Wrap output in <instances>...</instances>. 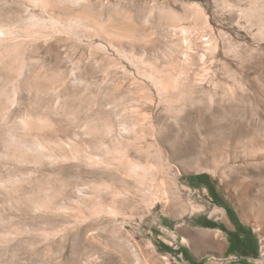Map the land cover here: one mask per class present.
Returning a JSON list of instances; mask_svg holds the SVG:
<instances>
[{
	"label": "rangeland",
	"instance_id": "obj_1",
	"mask_svg": "<svg viewBox=\"0 0 264 264\" xmlns=\"http://www.w3.org/2000/svg\"><path fill=\"white\" fill-rule=\"evenodd\" d=\"M77 1L0 0V264H264V0Z\"/></svg>",
	"mask_w": 264,
	"mask_h": 264
},
{
	"label": "bare ground",
	"instance_id": "obj_2",
	"mask_svg": "<svg viewBox=\"0 0 264 264\" xmlns=\"http://www.w3.org/2000/svg\"><path fill=\"white\" fill-rule=\"evenodd\" d=\"M80 1L81 0H79V2L78 3H80ZM42 23H40V21H35L34 19H32L31 20V27H32V25L34 26V25H36V26H40ZM50 24L53 26V28H55V23H52V22H50ZM55 25V26H54ZM68 25V24H67ZM38 28V27H37ZM40 28V27H39ZM37 30V29H36ZM30 31V30H29ZM38 31H39V29H38ZM184 31H186V29H181V32H184ZM35 32V31H34ZM57 32V31H56ZM32 33V32H31ZM37 33H39V32H37ZM28 34V33H27ZM42 34V33H41ZM31 35V34H30ZM30 35H29V37H30ZM33 36V35H32ZM92 45V44H91ZM106 47V46H105ZM104 49V48H103ZM160 81V80H159ZM157 82V81H156ZM156 84V83H155ZM162 84V83H161ZM163 85V84H162ZM160 86V85H159ZM157 87V86H156ZM159 88V87H158ZM165 91V88H164V86H161L160 87V90L159 91ZM168 90V89H167ZM159 93V92H158ZM137 168V167H136ZM141 171H142V169L141 168H139ZM137 170V169H136ZM149 171V170H148ZM143 173V172H142ZM149 173V172H148ZM151 173V172H150ZM145 174V173H144ZM144 178V177H143ZM145 178H146V176H145ZM151 187V186H150Z\"/></svg>",
	"mask_w": 264,
	"mask_h": 264
},
{
	"label": "trees",
	"instance_id": "obj_3",
	"mask_svg": "<svg viewBox=\"0 0 264 264\" xmlns=\"http://www.w3.org/2000/svg\"><path fill=\"white\" fill-rule=\"evenodd\" d=\"M232 239H235V236L234 235H232ZM232 252H237V251L234 250V249H232ZM244 256H246V255H244Z\"/></svg>",
	"mask_w": 264,
	"mask_h": 264
}]
</instances>
